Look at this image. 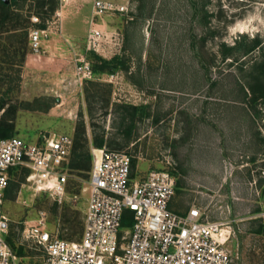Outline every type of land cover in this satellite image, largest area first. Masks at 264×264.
<instances>
[{"label": "rangeland", "instance_id": "1", "mask_svg": "<svg viewBox=\"0 0 264 264\" xmlns=\"http://www.w3.org/2000/svg\"><path fill=\"white\" fill-rule=\"evenodd\" d=\"M95 1L53 0L54 12L51 3L12 2L20 22L31 23L29 32L37 16L38 27L55 33L37 57L28 34L22 62L12 45L16 30L0 20V99L6 108L18 106L8 114L12 137L38 143L57 133L74 140L84 122L90 143L102 136L101 148L135 157L137 179L152 169L169 171L176 180L174 211L196 205L209 220H231L227 245L234 264H264L257 219L264 202V0H115L128 11L102 16ZM92 29L120 35L96 51L88 42ZM82 57L90 78L76 74ZM97 57L116 58L114 72H95ZM98 148L90 145L92 161ZM28 173H10L4 210L15 247L24 248L19 256L11 247L18 262L42 264V252L24 229L44 217L59 238L80 240L89 179L70 169L66 194L56 199L30 189ZM227 196L240 198L243 212L232 213Z\"/></svg>", "mask_w": 264, "mask_h": 264}, {"label": "built area", "instance_id": "2", "mask_svg": "<svg viewBox=\"0 0 264 264\" xmlns=\"http://www.w3.org/2000/svg\"><path fill=\"white\" fill-rule=\"evenodd\" d=\"M94 8L99 16L128 11L127 5L115 0H96ZM31 20L30 51L41 56L49 35L55 33L38 27L37 16ZM52 24L58 25L56 21ZM117 35L92 29L89 47L97 51L102 42L111 44ZM77 62V76L90 78V63L83 57ZM73 144L71 136L57 133L38 143L0 138V264H21L8 243L10 219L4 210L10 173L28 169L25 180L30 189L61 199L67 190ZM92 153L81 239L59 238L49 231L44 217L24 229L26 239L42 252V264H234L227 245L231 233L225 222L209 220L196 205L183 214L170 210L176 180L169 171L152 169L137 179L131 153L107 148ZM124 218L129 225H123ZM257 219L264 229V202ZM223 228L228 232L225 236Z\"/></svg>", "mask_w": 264, "mask_h": 264}, {"label": "trees", "instance_id": "3", "mask_svg": "<svg viewBox=\"0 0 264 264\" xmlns=\"http://www.w3.org/2000/svg\"><path fill=\"white\" fill-rule=\"evenodd\" d=\"M19 0H10V2H6V0H0V20L3 25L11 24L9 29L16 30V34L14 35V42L13 47L15 53L19 55L20 62L25 59L27 54V42H28V34H29V27L31 26L30 22H20V16L18 13L11 10L12 2H18ZM51 3V4H50ZM46 4H50V12H54L55 4L53 0H38V6L40 8H44ZM39 13V12H37ZM39 27H43V25H39ZM255 44H258V40L255 41ZM1 46V43H0ZM101 63L96 64L93 67L95 72H107L113 73L114 69H111L110 65L116 61V58L112 60H101L100 57H97ZM264 65V63H263ZM108 66L110 67L108 69ZM8 102L4 99H0V110L5 109L4 115L0 118V138H9L15 134V125L13 120L8 118V114L12 111H16L18 109L17 105H10L6 108ZM136 109V108H134ZM95 147H103L105 144V140L102 136L95 135L91 143L86 135V129L84 122H81L75 132L74 135V144L70 155V163L69 168L74 172L78 171L79 175L84 177L85 179H89V172L92 168V155L90 152V145ZM135 165V160H133V166ZM25 169L26 168H21ZM16 170L13 169L12 172ZM8 193V189L7 192ZM130 222L128 218H124L123 225H129ZM263 229V228H262ZM264 230V229H263ZM13 232L11 231L8 237V243L10 246L16 251L19 256H24V248L23 246H19L18 248L15 247V243L12 239Z\"/></svg>", "mask_w": 264, "mask_h": 264}, {"label": "crops", "instance_id": "4", "mask_svg": "<svg viewBox=\"0 0 264 264\" xmlns=\"http://www.w3.org/2000/svg\"><path fill=\"white\" fill-rule=\"evenodd\" d=\"M59 15H61V17H62V13H60L59 12ZM60 20H61V22H62V18H60ZM60 22V21H59ZM113 24V23H112ZM119 28V30H121L122 31V29H123V34H125L126 32H127V30H124V27H120V26H114V25H111V30L113 29V30H115V29H118ZM31 56H35V55H31ZM35 57H37V56H35ZM228 197V196H227ZM173 199V198H172ZM240 198H233V200H231L229 197H228V202H230V204H231V208H232V210H233V212L232 213H234V212H236V213H238V214H240L241 212H243V206H244V204H243V202H240L241 200H239ZM172 203V200L170 201V203H169V208L171 207V204ZM176 205H177V203H175ZM263 205V204H262ZM262 205H261V208H260V211H261V209H262ZM241 208V209H240ZM188 209L189 208H186V209H184L182 212H176V211H174V207H172V208H170V210H172L173 212H176V213H181V214H183V213H186L187 211H188ZM239 210H241V212H239ZM259 211V212H260ZM237 214V215H238ZM232 216H233V214H232ZM222 222H224V221H222ZM225 223H226V227H227V229L230 231V233L232 232V227H231V224H232V221L231 220H226L225 221ZM260 224V223H259ZM260 227H261V225H260ZM262 228V227H261ZM227 229H225V230H227ZM230 237H231V234H230ZM230 239V238H229ZM229 242V241H228Z\"/></svg>", "mask_w": 264, "mask_h": 264}, {"label": "bare ground", "instance_id": "5", "mask_svg": "<svg viewBox=\"0 0 264 264\" xmlns=\"http://www.w3.org/2000/svg\"><path fill=\"white\" fill-rule=\"evenodd\" d=\"M227 234H228L227 230H225V228H223V236H225Z\"/></svg>", "mask_w": 264, "mask_h": 264}]
</instances>
